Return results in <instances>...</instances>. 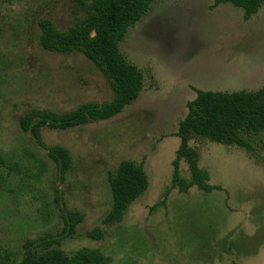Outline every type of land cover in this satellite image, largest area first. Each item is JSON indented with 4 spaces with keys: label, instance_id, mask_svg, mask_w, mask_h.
I'll return each mask as SVG.
<instances>
[{
    "label": "rangeland",
    "instance_id": "rangeland-1",
    "mask_svg": "<svg viewBox=\"0 0 264 264\" xmlns=\"http://www.w3.org/2000/svg\"><path fill=\"white\" fill-rule=\"evenodd\" d=\"M212 1L154 2L119 43L142 74L138 98L107 121L43 129L39 145L20 129V116L104 103L112 90L82 55L48 52L37 42L38 20L67 29L82 14L77 0H0V155L22 168L7 174L10 190L0 196V264L43 236L56 237L67 254L97 248L109 264H264V132L249 140L251 151L192 137L188 147L211 190L191 183L184 159L185 193L172 180L175 134L196 91L264 86V4L245 21L240 9ZM52 146L70 153L63 178L48 157ZM124 160L143 165L148 187L119 222L105 225L107 173ZM66 211L83 217L71 235L62 234ZM93 229L103 232L100 239L87 235Z\"/></svg>",
    "mask_w": 264,
    "mask_h": 264
},
{
    "label": "trees",
    "instance_id": "trees-1",
    "mask_svg": "<svg viewBox=\"0 0 264 264\" xmlns=\"http://www.w3.org/2000/svg\"><path fill=\"white\" fill-rule=\"evenodd\" d=\"M82 14L76 17L67 29L60 32L48 18L38 20L39 46L48 52L59 54L77 53L91 62L108 81L112 98L104 103L86 102L67 112L31 109L18 119L23 132H27L41 145L43 129L67 131L92 123L107 121L134 102L142 88L141 72L128 63L119 49L128 29L134 26L150 10L157 0H77ZM212 7L230 4L242 11L247 21L257 14L264 0H214ZM264 132V86L257 91L220 93L196 91L195 98L187 103V114L178 124L176 136L180 144L172 163L174 184L185 193V185L180 180L178 164L184 159L192 176V184L204 192L211 188L204 183L208 176L197 165L196 154L189 149L192 137L209 139L218 144L234 145L251 151L249 140ZM48 157L54 162L60 178L71 167L69 151L62 146L48 149ZM41 163V162H40ZM41 170L44 169L41 163ZM21 166L11 163L0 155V196L6 189L9 176L21 171ZM28 172V167H23ZM43 172L38 171L36 178ZM26 177L29 179L30 174ZM110 191V208L103 217V224L119 222L129 206L144 194L148 187V177L143 165L133 161H121L113 171L107 173ZM23 183L21 186H28ZM185 187V188H184ZM7 196V195H6ZM63 235L74 233L83 217L77 212L63 214ZM90 238L100 239L103 232L93 229L87 234ZM56 237L43 236L26 240L21 245L18 256L2 260V264H109V257L97 248H81L67 254L57 248ZM9 261V262H8ZM233 264V263H232Z\"/></svg>",
    "mask_w": 264,
    "mask_h": 264
}]
</instances>
